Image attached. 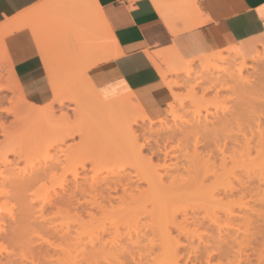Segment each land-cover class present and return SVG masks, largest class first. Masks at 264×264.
I'll return each mask as SVG.
<instances>
[{
    "label": "rangeland",
    "instance_id": "rangeland-1",
    "mask_svg": "<svg viewBox=\"0 0 264 264\" xmlns=\"http://www.w3.org/2000/svg\"><path fill=\"white\" fill-rule=\"evenodd\" d=\"M227 55V51L220 53L222 57ZM257 55L260 58L246 61L254 65V70L245 76L261 88H255L251 95L242 93L245 96L230 85L208 89L210 85L200 84V90L197 88L192 93L198 81L196 67L200 59L193 61L196 70L188 77L167 69V80L171 83L167 88L178 99L159 122L151 123L134 109L131 111V117L137 122L133 126L139 137L137 145L144 143L148 136L142 135L150 128L160 133L161 127H178L186 135L193 134L188 126L192 115L197 113L212 121L227 113L237 116L238 122L231 118L233 129L229 127V133L241 140L238 145H232L233 142L230 145L229 141L219 149L202 145L205 139L199 138L200 134L196 137L202 140L199 146H194L195 137L190 135L174 140L153 136L147 141L156 147L155 152L159 147L167 157L164 159L162 153H157L151 162L149 152L145 150L140 156L131 154L129 139L94 123L93 101L85 95L77 102L65 97L62 106H55L53 120L56 122L52 124L50 121L39 128L26 124L16 110L19 105L16 92L0 71L6 86L5 90L0 87V152L6 157V160L0 157V264H264V144L258 146L255 139L248 146L250 150L239 145L243 134H249L246 138L250 139V134L258 131L257 119L261 121V124L257 122L259 126H264V107L261 108L264 106V47ZM230 62L239 65L242 60L233 57ZM254 92L259 93L257 100ZM246 97L254 101V106L246 108L251 103ZM19 107L29 106L21 103ZM236 107L244 108L237 111L239 115L232 113ZM54 163L57 165L53 166ZM206 174L215 178L207 180ZM117 176L137 181L142 190L146 189V182L159 177L168 184L174 178L192 179L197 184L194 177H198V183L204 180L206 187L201 183L205 191L199 192L196 187L201 186L194 185L192 192L187 181V190L181 188L178 193L175 189L164 191L157 187L158 195L152 206L148 203L134 211L109 208L99 211L95 206L102 201L100 192L88 186L93 182L99 185L109 182ZM72 181L73 190L76 185L81 189L76 191L73 209L47 210L48 195L60 192L62 186ZM246 182L251 184L249 193L223 196L222 191L228 185L238 190L240 183L247 186ZM214 195L216 202L210 200ZM51 227L69 232L73 238V254L68 259L59 254L66 246L52 238ZM49 243H53L49 250L54 248L58 254L45 255L34 250L39 244ZM102 244L110 248L116 244L123 252L114 256L107 248L99 254ZM91 246L96 247L92 249L94 255L87 254Z\"/></svg>",
    "mask_w": 264,
    "mask_h": 264
},
{
    "label": "crops",
    "instance_id": "crops-1",
    "mask_svg": "<svg viewBox=\"0 0 264 264\" xmlns=\"http://www.w3.org/2000/svg\"><path fill=\"white\" fill-rule=\"evenodd\" d=\"M172 1L0 0V70L35 106L53 100V82L85 80L104 101L128 97L163 119L171 92L155 64L166 54L264 47V0Z\"/></svg>",
    "mask_w": 264,
    "mask_h": 264
},
{
    "label": "bare ground",
    "instance_id": "bare-ground-1",
    "mask_svg": "<svg viewBox=\"0 0 264 264\" xmlns=\"http://www.w3.org/2000/svg\"><path fill=\"white\" fill-rule=\"evenodd\" d=\"M164 4H165V0H161V5L159 6V8L161 9V6L163 7ZM163 14H164L163 17H168V15L166 13H163ZM1 36H2V33L0 32V37ZM242 47H244V46H242ZM226 51L228 53L227 56H223V57L220 56V53H222V52L219 51V52L198 58V59H200V62L196 68L198 69L197 73L199 76L197 77V80H198V81H196L197 83L195 84V86L191 90L192 93L198 87L200 88V86L202 84L210 85L208 89H217L216 86L222 87V86L230 85V88H234L238 94H239L238 91H241V94L244 93L245 95H251L253 93V91L255 90V88L258 87L257 82H256V85H257V87H256L255 82H251L247 77L248 75L250 76V74L248 72H249V70L253 69L254 65L250 66L249 64L246 63L247 60H256L257 58H260V56L257 55V52L251 51L249 56H245L244 54H241L235 48H232V49H229ZM1 54L2 53H1V47H0V55ZM232 54H233V56H232ZM233 57H237V58L241 59L242 62L239 65H232V63L230 61ZM165 58L166 59H165V63H164L163 67L160 66L159 64L158 65L155 64V65H156L158 71L160 72L162 80L164 81L165 85L169 88L171 87V83H170V81L167 80L168 79L167 69H172L173 71L176 72V74H185L187 77L190 76V74L194 73L196 70V68L193 65L194 59L193 60H182L178 56L171 54V53L166 54ZM1 59L3 62H5L3 55H1ZM263 60H264V57H263ZM218 64H222L223 66H221V65L218 66ZM247 73H248V75H247ZM1 74H3V72L2 73L0 72V87H1V90H5L6 86H4L5 84L3 82L4 81V78H3L4 75L2 76ZM245 74L247 76H245ZM251 75H252V73H251ZM212 76H215V77H212ZM6 77H7V80L12 84L13 89L16 92L15 98H17L19 105L21 103H23V104H26L29 106L28 108H25V107L21 108V107H19V105H17L19 109L16 107L15 108L17 110L18 115L23 119V121L26 122V124H29V125L32 124L34 127L39 128L40 126H43V125H46L47 123H50V121H51V124H52V121L56 122L55 120H53L54 116H55L54 114L56 111L55 106H58V107L62 106L64 103L65 97L70 98L73 101L77 102L78 100L81 99V97L83 95H85L86 98L90 97L93 101V102H91V109H92V114H93V117L95 120L94 123L98 127L100 125L104 128L108 127V129H111L112 131L114 130V132L118 133L119 135H122V137H124L125 139L126 138H127V140L129 139L130 144L128 143L129 144L128 149H129L131 154L140 156V154L142 155L143 151H145V150L147 152H149L150 153V157L148 159L149 162H151L152 157H154L155 155L158 156L157 153H162L163 158L166 159L167 153L163 152L159 147L157 148V151L155 152L154 150L156 149V147L154 148L153 145L151 144V142L147 141L148 138H152L153 136H155V137H159V139L165 138V139H173L174 140V138H177L178 136H181V138H186L185 136L188 137V135H190V132H188L186 135L185 133H183L184 129L181 130L178 127L173 128V129L168 128V127H165V128L161 127L162 130L160 133H155L150 128L149 130L144 132V134L142 135L143 137L145 135L148 136L146 139H144V143L142 145H137L139 137H138L137 131L133 127L137 124V122H136L135 118L131 117L132 116L131 111L134 109L136 112L139 113L141 118L146 119L151 123L159 122V121H162L163 119L159 118V120L154 121L152 118H149L147 116V114L140 108L141 106L139 107L138 105L133 104L134 102L131 100V98L125 97V98L115 99L112 101H104L101 98V96L97 93V91L85 80L84 81L80 80V81H76V82L70 81L69 84L66 86H60L59 84H56V82H53V85H52V90H53V95H54L53 100L49 104H46L44 106H35V105L30 104V103H27V101H25L24 98L19 94L18 89H17L14 81L12 80V76H11L10 72L9 73L7 72ZM259 86L261 88V85H259ZM244 94H242V95H244ZM258 95H259V93L256 94V97ZM244 96H242V97H244ZM192 97H193V95H192ZM170 98H171V102H170L169 106L175 100L178 99V97L176 95H173L172 93H171ZM246 98H244V99H246ZM254 98L252 97V99H254ZM244 99H241V100H244ZM248 99H249V97L247 98V100ZM257 99H258V97L256 98V100ZM196 100H197V98H196ZM248 102L249 103L251 102V103L248 104L246 108H248L249 105L251 107L252 104L254 106V101L248 100ZM259 102H256L257 105L259 104ZM262 105H264V102ZM262 105L259 104L260 107ZM236 106H238V105L236 104ZM263 107L264 106H262L261 108H263ZM233 109L234 110L232 113L236 114L237 111L240 112L244 108H241V110L237 109V107L233 108ZM239 112H237V115H239ZM232 117H233V115L231 113H227L225 115H222L221 117H217V118L214 117L213 121H212V120H209L207 116L201 117L200 114H198V113L196 115L193 114L192 120H191L192 122H189L188 127L189 128L191 127L192 131H194V132H192L193 134L190 135V136L195 137L194 146H197V145L199 146L201 144L202 140L200 141L199 138L205 139L204 142H202V145H203V143H205V146L213 145L215 148H219V149L221 147H226V145L229 144L228 143L229 141H230V145H231V142H233L232 145H234V143H237V145H238V143L240 142L241 139L238 140V137L235 136L236 137L235 138V137L230 135L231 133H229V127H231V129H233L232 128L233 125H232V123H230V122H232L231 121ZM233 118L238 119L237 116H234ZM235 119H233V121H235ZM259 119H257V121L254 119L256 121V125H257L256 127H259L258 131L255 132L254 134L250 132L251 133L250 139L246 138V135H249V134H246V135L243 134L242 137H244V138H243V141H241L243 144L242 143L239 144V145H241V147L250 150L248 148V146L250 147V144H252L255 139L257 141L258 146L259 145H260V147L264 146L263 145L264 144V130H262L264 128L260 129L261 127H264V126H259V123H257L260 121ZM65 120H66V118H65ZM236 121L238 122L239 119ZM180 124L183 125L182 122ZM187 124H188V122H187ZM260 124H261V121H260ZM262 124H264V121H262ZM230 125H232V126H230ZM47 127H48V125H47ZM95 133H96V131H95ZM199 134L202 137H200ZM197 135H199V138H196ZM153 141H154V143L157 142V140H155V139H153ZM188 141H190V140H188ZM191 141H193V140H191ZM254 144H255V142H254ZM222 155H223V152H222ZM248 155H250V154H248ZM0 157H2V159L6 160V157L1 152H0ZM56 165H57V163H54L53 166H56ZM49 168L51 169L52 166ZM139 176H142V175L139 174ZM209 177H211V176H209ZM209 177L206 174L205 178H207V180L215 178L213 176L211 178H209ZM194 178L195 179L197 178L196 182L201 187H198L197 184H195V180H192V179L180 180L182 178H180V179L174 178V179H171V181H169V184H168V181L163 182L164 179L159 177V179L157 178L158 180L155 179L156 181L148 182V183L146 182V189L142 190L140 188L139 184H137V181L132 182L130 180V178H125V177L123 178L121 176H119V177L117 176V178L114 177V179L112 178L113 180H109V182L106 181L105 183H102L100 185L98 182L97 183L93 182L89 186L88 185L87 186L89 187L90 190H94V192H96V191L100 192V194H98V195L99 196L101 195L102 201L99 202L98 204H96V206L92 204L93 207L95 206L96 209H98L99 211H105L107 208H109L111 210H127V211L133 210L134 211V210L146 207L145 205L148 203L151 204V206L154 204L155 196H156V194L158 195L157 187L160 190H164V191L165 190L174 191L173 189H175V193H178V192H181V191H178V189L182 188L181 190H183V188H184V190H187L186 187H188V185H189L188 189L190 190V187H191V191H192L193 187H195L194 185H196L197 186L196 188L197 189L199 188V192L200 191L204 192L205 187H206L205 182L203 183L204 180L203 181L199 180L201 182L198 183V179H200V178H198V177H194ZM186 181L189 183H191V182L193 183V181H194V183L191 184V186L188 183V185L186 186V184H187ZM164 183L168 184V185L166 186ZM201 183H203V186H205L204 191H202V189H201L202 188V185H200ZM246 185H247V182H246ZM250 185L251 184L249 182H248L247 186H245L244 183H242V184L240 183L239 189L235 190V189H233L234 186H232V184H231V185H228V187L226 186L227 188H225L226 190L224 189V192L222 191V194L224 193L223 196L226 198L227 196L230 197V196L234 195L235 193L240 194V193H246L248 191L250 192V189H249ZM77 189L81 190L78 188L77 185H76V187H74V190H73V181H72L69 184L64 185V187L62 186L60 192L53 191L52 196L48 195V197H47L46 209L47 210L48 209H59V208L64 207V209L71 208V210H72L73 209V199H75V197L77 198V196H78L77 195L78 192H76ZM197 189H195V190H197ZM176 190H177V192H176ZM166 193H168V192H166ZM172 193H174V192H172ZM160 195L162 196V194H160ZM214 196H215V198H213V196H211L210 200L213 202H216L217 200H214V199H216L217 196L216 195H214ZM93 207H91V208L93 209ZM42 209H44V207ZM10 213L11 212H9V214ZM48 228H49V226H48ZM59 230L56 227H51V229L49 230V233L51 234L52 238L55 241L61 240L62 244L65 243L66 248H63V250H60L59 254L66 256L68 259L69 258L68 256H71V254H73V238L70 237L69 232L63 233L62 230H60V231ZM65 231H67V230H65ZM68 231H70V230H68ZM61 242H58V243H60V245H62ZM60 245H55V246L57 247ZM103 245L104 244H102L101 246L99 245V248H100V250L98 251L99 254H103V252L105 253L108 249L109 250L107 252L109 254L114 255V256L119 255L123 252V250H121V248L119 246H117L116 244L112 245V248L104 247L105 245L104 246ZM118 245H120V244H118ZM171 245L173 247V244H171ZM50 246L53 247V243H49L46 246L39 244L36 248H34V250L37 251L38 253H42L45 255L58 254L57 250L55 251L54 248L52 250L51 249L49 250ZM92 246H95V245L92 244ZM92 246L90 249H88V252L86 251L87 254H89V255L95 254L94 250H92V249H94V248L96 249V247L92 248ZM169 248H170V246H169ZM86 250H87V248H86ZM176 250L177 249L175 248V252H176ZM69 261H70V259H69ZM65 264H69V263H65Z\"/></svg>",
    "mask_w": 264,
    "mask_h": 264
}]
</instances>
